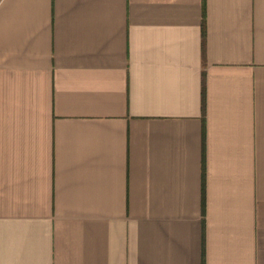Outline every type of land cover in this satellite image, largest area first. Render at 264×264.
<instances>
[{
	"label": "crops",
	"instance_id": "0c3cea01",
	"mask_svg": "<svg viewBox=\"0 0 264 264\" xmlns=\"http://www.w3.org/2000/svg\"><path fill=\"white\" fill-rule=\"evenodd\" d=\"M0 264H264V0H0Z\"/></svg>",
	"mask_w": 264,
	"mask_h": 264
}]
</instances>
